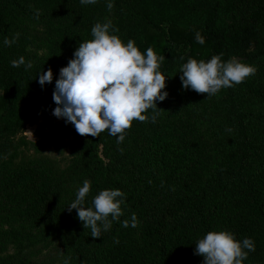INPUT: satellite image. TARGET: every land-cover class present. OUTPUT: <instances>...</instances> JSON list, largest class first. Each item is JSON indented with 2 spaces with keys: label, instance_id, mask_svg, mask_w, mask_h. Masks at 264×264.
<instances>
[{
  "label": "trees",
  "instance_id": "obj_1",
  "mask_svg": "<svg viewBox=\"0 0 264 264\" xmlns=\"http://www.w3.org/2000/svg\"><path fill=\"white\" fill-rule=\"evenodd\" d=\"M112 2L109 12L108 0H0V219L12 225L5 230L10 236L25 235L19 227L47 229L42 240L0 254V264H63L67 257L70 264H204L196 242L209 231L252 239L255 251L243 264H264V0ZM108 20L125 43L134 40L141 52L152 47L165 57L160 71L168 96L157 101L164 111L155 123L134 121L119 145L107 131L81 136L67 123L74 134L61 166L45 153L19 155L17 145L28 142L26 125L40 115L56 117L60 69L93 38L94 24ZM32 21H41L50 39L45 52L27 46L38 33ZM16 33L17 42L5 46ZM221 53L224 61L239 56L257 73L210 98L183 88V63ZM21 56L33 67H12ZM49 68L53 81L41 86L39 75ZM85 180L91 182L85 207L102 190L126 195L123 215L99 238L67 208ZM133 213L139 225L122 227Z\"/></svg>",
  "mask_w": 264,
  "mask_h": 264
},
{
  "label": "clouds",
  "instance_id": "obj_2",
  "mask_svg": "<svg viewBox=\"0 0 264 264\" xmlns=\"http://www.w3.org/2000/svg\"><path fill=\"white\" fill-rule=\"evenodd\" d=\"M97 2L98 0H80L82 5ZM106 7L109 12L112 11V0H108ZM39 14V10H36V18ZM118 31L111 20L94 24L91 29L93 38L81 42L74 52V58L60 69L53 92V100L57 105L53 115L65 118L81 136L100 137L101 133L107 131L117 137L119 145L125 140L134 121L156 122L164 111L157 107V101H164L168 93L164 91L167 77L160 71L165 57L152 47L146 53L141 52L134 40L130 39L125 43L118 35L113 34ZM19 36L20 33H16L12 39L6 37L4 45L10 47L17 42ZM195 39L201 45L205 43L200 32L196 33ZM222 56L223 53L213 55L207 61L189 58L179 70L182 73L180 80L183 88H190L210 98L222 89L244 83L258 71L256 66L244 63L237 57L224 61ZM180 59L183 60L184 57ZM10 63L14 68L21 65H25L26 69L33 67L32 62H26L23 56ZM52 81L51 68L40 73L41 86ZM149 110H152L153 115L146 114ZM226 131L232 132L233 129L228 128ZM27 133L33 138L31 132ZM118 150L123 154V148ZM161 183L163 185V181ZM90 190L91 182L85 180L67 208L69 212L76 209L83 227L90 229L92 237L99 238L102 231H108L112 222L119 221L123 215L121 205L125 203L126 195L119 189L102 190L93 198L92 206L85 207ZM138 225L135 213L130 221L121 222V226L125 228H135ZM115 242L119 243L118 240ZM254 251L255 244L250 238L241 242L229 231H209L196 242L195 254L204 258V264H243L249 252ZM70 259L71 257L65 258L63 264H70Z\"/></svg>",
  "mask_w": 264,
  "mask_h": 264
},
{
  "label": "rangeland",
  "instance_id": "obj_3",
  "mask_svg": "<svg viewBox=\"0 0 264 264\" xmlns=\"http://www.w3.org/2000/svg\"><path fill=\"white\" fill-rule=\"evenodd\" d=\"M30 26L34 28L35 31H38V33L34 35L31 42L27 43V46L37 50L39 53L45 52L49 48L50 39L43 32V30H45L43 28V23L41 21H32L30 22ZM250 46L253 47V44ZM235 57L240 60L239 56ZM27 132H31L33 138L30 137ZM22 133L28 139V142L24 144L19 143V145H17L16 150L19 155L25 153L33 156L39 153H45L52 158L54 163H57L60 166L63 165L69 157L70 149L68 147V140L74 133L70 131V127L67 125L65 118L53 117L45 119L40 115L38 120L34 123L26 125ZM10 226L12 225L5 223L4 220L0 219V231L3 230V234H6L4 241L8 239L6 247H0V254L12 252L14 250L13 248L25 242L42 240L41 236L47 231L46 228H33L29 231H24V228L14 224V226L23 229L20 232L25 235H17L13 231V234L10 236L5 232Z\"/></svg>",
  "mask_w": 264,
  "mask_h": 264
}]
</instances>
